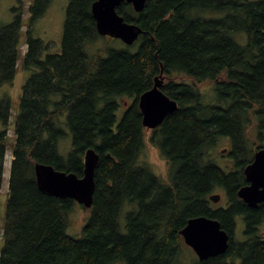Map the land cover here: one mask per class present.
Returning <instances> with one entry per match:
<instances>
[{"label": "trees", "instance_id": "16d2710c", "mask_svg": "<svg viewBox=\"0 0 264 264\" xmlns=\"http://www.w3.org/2000/svg\"><path fill=\"white\" fill-rule=\"evenodd\" d=\"M17 1L15 19L0 27V87L16 75L24 26L22 66L33 73L23 86L13 138L12 99L0 98V190L8 148L14 157L0 264H180L186 245L181 230L202 215L218 218L229 246L187 264H264V202L253 207L238 195L255 153L252 128L258 148L264 147V0H147L140 12L125 1L119 14L143 33L132 45L92 55L88 43L113 38L98 32L96 0H69L56 53L32 33L52 0H31L28 18L23 0ZM162 70L169 79L162 89L179 104L150 137L168 161L166 180L142 158L148 139L138 100ZM209 81L212 100L198 86ZM123 97L134 102L117 122ZM64 125L73 135L66 156L59 151ZM224 138L233 145L229 169L213 152ZM90 147L100 154L94 202L74 236L67 229L75 200L43 192L35 164L82 176ZM218 189L227 201L214 208L210 195Z\"/></svg>", "mask_w": 264, "mask_h": 264}, {"label": "water", "instance_id": "95a60500", "mask_svg": "<svg viewBox=\"0 0 264 264\" xmlns=\"http://www.w3.org/2000/svg\"><path fill=\"white\" fill-rule=\"evenodd\" d=\"M125 1L131 3L138 12L145 8L147 2V0H96L92 5V11L101 35L119 38L131 45L143 33V29L137 23L126 21L119 14L118 8ZM162 73L163 70L155 78L153 87L138 99L143 113V124L148 128L160 126L166 115L173 113L179 107L178 102L163 91ZM225 151L226 149L223 150ZM99 160L100 154L96 148H88L84 152L82 176L75 172L57 169L51 164L37 162L35 164L37 184L47 194L72 198L91 208L96 188L95 171ZM245 175L249 184L242 186L238 195L248 205L256 207L260 202H264V148L256 151L254 160L245 167ZM221 197V193L210 195V199L214 202H219ZM181 234L200 260L223 254L229 246V233L222 228L221 222L213 217L190 218L181 230Z\"/></svg>", "mask_w": 264, "mask_h": 264}, {"label": "rangeland", "instance_id": "374dc122", "mask_svg": "<svg viewBox=\"0 0 264 264\" xmlns=\"http://www.w3.org/2000/svg\"><path fill=\"white\" fill-rule=\"evenodd\" d=\"M31 4V0H23V4L21 6V10L23 12V17L28 18L30 16L29 6ZM69 5V0H52L49 7L46 9L45 13L39 17L34 26H33V36L39 37L43 39L45 42L52 43V49L50 50L53 53L60 52L62 48L63 36H64V25L66 20L67 7ZM19 6V2L17 0H0V27L12 22L15 19V11L14 7ZM28 27L24 26L21 30L20 34V55L17 62V72L11 83L4 84L0 87V98L4 95L11 97L12 99V115H11V123L9 125L8 134L11 138L15 136V120L16 116L19 112L20 107V97L23 92V86L27 82L28 78L32 75L33 71L26 70L23 68V60L25 56V52L27 50V33ZM109 44V45H108ZM127 45L120 40L115 38H102L95 42H90L85 46L86 51L92 55L96 53L100 49H106L107 47L111 48H124ZM184 80L189 81L190 83H194L193 79L189 77H184ZM169 79H165V82H168ZM198 84V83H197ZM201 89V92L204 94L206 99L212 100L214 95L213 83L212 82H204L198 85ZM216 96V94H215ZM120 106L117 111V122L121 120L124 112L127 107L134 102V98L131 97H123L119 100ZM128 105L126 106V104ZM64 120V119H62ZM67 131L64 138L59 141V151L65 156L69 153L73 145V135L66 125H64ZM4 129V125L0 122V132ZM152 129H146V137L148 142L146 144L145 149L142 153V158L146 160L152 169L163 177L165 180L168 177L169 164L166 158L161 154L159 148H157L150 141V137L152 134ZM256 131L255 129H251L249 131V137L251 141L254 142V150L259 145L257 140H255ZM225 148H228L226 152H223ZM231 142L228 138L221 139L218 146L214 149V155L218 158V162L225 168L229 169L233 167L235 160L231 156ZM231 156V157H230ZM13 160V151L11 148H8L5 163H4V174H3V183L0 190V256L5 244L4 240V221H5V209L6 202L9 191V181L11 176V167ZM221 193L222 199L219 202H214L211 200L212 206L215 208L219 205L225 204L227 201V197L225 191L222 189H218L214 191L212 194ZM128 211V209H126ZM91 213L89 209L83 206L82 204L75 201L74 207L69 214V218L71 220L70 226L67 229V232L74 236H79L82 233V229L86 222L88 221ZM239 226L237 228V236L238 238H242V229H243V220L239 218ZM125 221V216H122V222ZM121 222V223H122ZM125 223V222H124ZM122 223V224H124ZM263 228V227H261ZM183 255L181 257L180 264H187L191 257H197L196 253L193 251L191 247L187 244L182 246Z\"/></svg>", "mask_w": 264, "mask_h": 264}, {"label": "flooded vegetation", "instance_id": "af4514ba", "mask_svg": "<svg viewBox=\"0 0 264 264\" xmlns=\"http://www.w3.org/2000/svg\"><path fill=\"white\" fill-rule=\"evenodd\" d=\"M165 79H166V78H165ZM160 127H161V126H160ZM160 127H158V128H160ZM158 128H155V129H153V131H154V130H156V129H158ZM257 147H258V146H257ZM226 149L228 150V148H226ZM253 159H254V156H253V158L251 159V161H250V162H252V161H253ZM250 162L246 163L245 167H246V166H247V165H248ZM244 171H245V168H244ZM246 184H249V182H248L247 178H246V183H245L244 185H246ZM244 185H243V186H244ZM260 203H262V202H260ZM260 203H259V204H260ZM259 204H258V205H259Z\"/></svg>", "mask_w": 264, "mask_h": 264}, {"label": "bare ground", "instance_id": "6f19581e", "mask_svg": "<svg viewBox=\"0 0 264 264\" xmlns=\"http://www.w3.org/2000/svg\"><path fill=\"white\" fill-rule=\"evenodd\" d=\"M119 124V123H118ZM232 139V138H231ZM233 146V145H232ZM231 157V156H230ZM233 158V157H232ZM127 178V177H126ZM132 180V179H131ZM141 188V187H140ZM203 216V215H202ZM218 219V218H217Z\"/></svg>", "mask_w": 264, "mask_h": 264}]
</instances>
